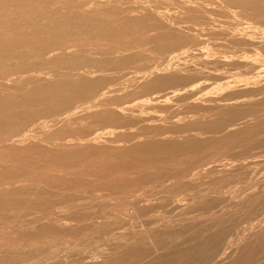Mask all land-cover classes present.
Segmentation results:
<instances>
[{
  "label": "bare ground",
  "instance_id": "obj_1",
  "mask_svg": "<svg viewBox=\"0 0 264 264\" xmlns=\"http://www.w3.org/2000/svg\"><path fill=\"white\" fill-rule=\"evenodd\" d=\"M0 264H264V0H0Z\"/></svg>",
  "mask_w": 264,
  "mask_h": 264
},
{
  "label": "rangeland",
  "instance_id": "obj_2",
  "mask_svg": "<svg viewBox=\"0 0 264 264\" xmlns=\"http://www.w3.org/2000/svg\"><path fill=\"white\" fill-rule=\"evenodd\" d=\"M208 8L210 9V11H212L214 13V16H213L214 19H216L218 21H225L224 18L218 16V12H216V10H217L216 5L209 6Z\"/></svg>",
  "mask_w": 264,
  "mask_h": 264
}]
</instances>
